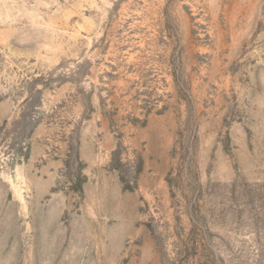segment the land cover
Wrapping results in <instances>:
<instances>
[{
	"label": "rangeland",
	"instance_id": "rangeland-1",
	"mask_svg": "<svg viewBox=\"0 0 264 264\" xmlns=\"http://www.w3.org/2000/svg\"><path fill=\"white\" fill-rule=\"evenodd\" d=\"M58 120L129 206L38 191ZM0 264H264V0H0Z\"/></svg>",
	"mask_w": 264,
	"mask_h": 264
},
{
	"label": "crops",
	"instance_id": "crops-1",
	"mask_svg": "<svg viewBox=\"0 0 264 264\" xmlns=\"http://www.w3.org/2000/svg\"><path fill=\"white\" fill-rule=\"evenodd\" d=\"M74 129L76 130L77 126L69 130L64 126L62 120H58L51 127L44 126L37 132L33 141V156L34 164L39 163L41 165L40 170L35 171V183L40 185L38 191L51 193L60 176L67 170L69 161L78 160L87 163L90 167L100 166L102 169L96 175L86 178L88 183L84 191V204L86 207L91 203H98L99 206L103 207L108 205L118 208L129 206L124 200L131 201L134 196L138 197L136 194L140 190H137L136 194L127 191L121 184L119 175L110 166L111 154L116 148L115 137L109 133L102 142L95 139L93 141L94 132L92 133L91 128L86 133L83 129H80L79 141L70 142L68 136L69 134H75ZM41 139L46 142L41 144ZM104 157L107 158V161ZM110 183L113 185V189L103 187Z\"/></svg>",
	"mask_w": 264,
	"mask_h": 264
}]
</instances>
